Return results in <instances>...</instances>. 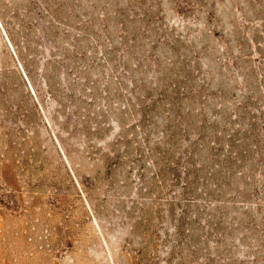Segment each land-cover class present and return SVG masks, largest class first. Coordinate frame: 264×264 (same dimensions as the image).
<instances>
[{"label":"rangeland","instance_id":"374dc122","mask_svg":"<svg viewBox=\"0 0 264 264\" xmlns=\"http://www.w3.org/2000/svg\"><path fill=\"white\" fill-rule=\"evenodd\" d=\"M0 264H264V0H0Z\"/></svg>","mask_w":264,"mask_h":264}]
</instances>
